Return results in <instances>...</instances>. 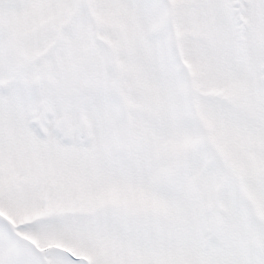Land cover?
Wrapping results in <instances>:
<instances>
[{"label":"snow or ice","instance_id":"1","mask_svg":"<svg viewBox=\"0 0 264 264\" xmlns=\"http://www.w3.org/2000/svg\"><path fill=\"white\" fill-rule=\"evenodd\" d=\"M0 264H264V0H0Z\"/></svg>","mask_w":264,"mask_h":264}]
</instances>
